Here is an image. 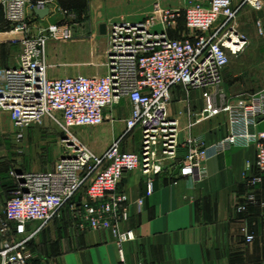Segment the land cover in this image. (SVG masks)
Here are the masks:
<instances>
[{
    "label": "built area",
    "instance_id": "obj_1",
    "mask_svg": "<svg viewBox=\"0 0 264 264\" xmlns=\"http://www.w3.org/2000/svg\"><path fill=\"white\" fill-rule=\"evenodd\" d=\"M56 1L0 0L9 24L2 43L21 47L15 64L0 67V109L9 112L18 127L49 117L66 130L112 121L110 110L123 100L133 109L125 131L104 154L75 145L58 159L53 170L16 175L18 187L0 215V264H32V242L66 207L83 231L112 230L119 245L135 240L132 231L120 232L119 226L129 219L131 205L141 208L143 199L131 203L119 184L130 172L156 176L177 166L182 128L179 117L170 113L177 87L202 95L204 109L195 115V124L228 113L234 126L212 150L204 136L188 140L191 151L179 164L181 176H190L203 160L234 146H255L259 175L251 176L247 183L254 188L261 182L264 132L257 130V124L264 119V91L240 104L218 105L216 101L231 56H238L247 43L238 31L241 10L246 4L257 7V0H244L238 6L235 0H188L182 16L192 35L180 39L170 38L165 26L155 31V18L115 23L109 36L106 75L51 79L44 58L49 36L68 39L69 35L65 32L59 38L58 25L34 34L27 9L50 10ZM65 14L76 19L74 14ZM180 16L167 10L164 23L173 25ZM257 26L263 35L262 24ZM137 130L142 135L139 151L124 150V141ZM152 191L150 182L148 195ZM79 195L82 199L78 201ZM256 201L253 194L248 195L238 211H246ZM35 222L40 227L28 231V224ZM246 240L251 243L254 237L248 235Z\"/></svg>",
    "mask_w": 264,
    "mask_h": 264
},
{
    "label": "crops",
    "instance_id": "obj_2",
    "mask_svg": "<svg viewBox=\"0 0 264 264\" xmlns=\"http://www.w3.org/2000/svg\"><path fill=\"white\" fill-rule=\"evenodd\" d=\"M187 1L57 0L45 19L36 16L31 8L27 9V16L34 34L42 28L58 25L61 34L67 32L69 35V40L58 42L62 50L68 51L66 56L87 57L88 54L91 65L107 69H95L91 73L106 75L109 28L113 23H138V16L150 13L155 4L180 9L182 5L185 8ZM243 1L235 0L234 5ZM257 1V7L246 4L242 8L238 19L240 27L247 30L260 22L264 28V0ZM65 13L74 14L76 19H68ZM102 25L106 27L105 34L101 33ZM8 29L4 10L0 7V67L14 64L10 46L2 43ZM182 90L181 87L174 88L170 105V113L179 117L182 128L177 166L156 176L130 172L119 184V190L128 195L131 203L143 199L141 208L131 205L129 219L119 226L120 232L132 231L135 240L119 245L112 230L83 231L73 212L66 207L32 242V264H264V174L256 187L251 188L247 183L251 176L259 175L255 168L256 148L234 146L203 160L200 168L188 177L181 176L180 171L176 173L191 151L188 140L204 136L207 147L212 150L234 128L228 113L195 124V115L204 109L202 95L193 91L186 97ZM126 101L120 104L124 109L121 116L124 126L114 139L125 131V121L133 109ZM216 101L219 105L218 98ZM223 102L220 105L225 104ZM113 121L114 118L107 122ZM257 130L264 132V119L257 124ZM98 131L91 134L94 138L91 142L97 143ZM135 132L139 137L134 151H139L142 135L139 130ZM108 149L101 148L96 155H102ZM12 180L0 173V187ZM150 182L153 191L148 195ZM250 194L255 196L256 203L239 212L238 208L246 203ZM81 199L82 195H79L77 200ZM39 227L40 224L35 222L29 223L27 229L35 231ZM248 235L254 237L253 242H247Z\"/></svg>",
    "mask_w": 264,
    "mask_h": 264
},
{
    "label": "rangeland",
    "instance_id": "obj_3",
    "mask_svg": "<svg viewBox=\"0 0 264 264\" xmlns=\"http://www.w3.org/2000/svg\"><path fill=\"white\" fill-rule=\"evenodd\" d=\"M183 8V5L180 9H173L155 4L150 13L144 14L142 17L138 16L137 19H139V22H144L147 19L155 18V24L157 25L155 31H161L165 26L172 39L189 37L192 32L185 28L182 16ZM167 10L179 12L181 15L173 25L167 22L164 23ZM114 24L109 28L110 31ZM249 28L246 30L242 26L238 27L240 35L246 39L247 43L238 56H231L229 65L223 71L222 83L217 91V98L220 102H223V99V103L226 104H240V102L264 91V34L259 33L257 25ZM48 29L49 27L42 28L41 31ZM62 35L60 33L58 37L61 38ZM66 40H69V38L56 39L54 36H49L44 58L51 78L71 75L102 76L105 74L91 73V70L107 69L91 65L93 63H91V57L88 58V54L87 57L86 55L80 56L81 58L67 57L68 51L62 50V46L58 43ZM51 43L53 45L50 47ZM10 49V57L12 63L15 64L21 53V47L15 45L10 46ZM181 93L186 97L191 94L184 89ZM109 113L114 118L112 123L106 122L101 126L66 130L59 121L49 117H46L40 123H34L25 128L18 127L12 122L10 113L0 109V173L2 172L8 178L13 179L10 184L0 187V215L3 214L6 201L18 187L16 175L19 172L28 174L51 171L58 159L75 145L83 146L94 154L99 153L98 150L101 148L105 150L111 147L118 139L114 138L120 134L119 131L124 126L121 117L124 113L123 106H115ZM97 129H99L95 137L97 143H94L91 142L94 139L91 134ZM138 137V133L133 132L129 139L124 141V150L134 151L138 147L136 141ZM109 139L111 141L107 142L106 140Z\"/></svg>",
    "mask_w": 264,
    "mask_h": 264
},
{
    "label": "water",
    "instance_id": "obj_4",
    "mask_svg": "<svg viewBox=\"0 0 264 264\" xmlns=\"http://www.w3.org/2000/svg\"><path fill=\"white\" fill-rule=\"evenodd\" d=\"M34 13L36 16H38L41 19H45L46 17H48L50 15V10L49 8L46 9H39V8H35L34 9ZM106 27L105 25L101 26V33L105 34L106 33ZM181 167H178L176 170V173H178L180 171ZM19 175H21V172L18 173Z\"/></svg>",
    "mask_w": 264,
    "mask_h": 264
},
{
    "label": "trees",
    "instance_id": "obj_5",
    "mask_svg": "<svg viewBox=\"0 0 264 264\" xmlns=\"http://www.w3.org/2000/svg\"><path fill=\"white\" fill-rule=\"evenodd\" d=\"M10 46V45H9Z\"/></svg>",
    "mask_w": 264,
    "mask_h": 264
}]
</instances>
